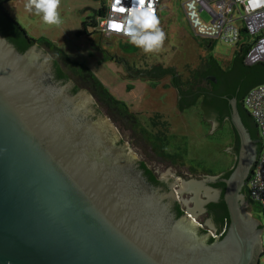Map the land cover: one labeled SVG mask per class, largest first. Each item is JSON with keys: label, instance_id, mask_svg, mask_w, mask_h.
Listing matches in <instances>:
<instances>
[{"label": "water", "instance_id": "95a60500", "mask_svg": "<svg viewBox=\"0 0 264 264\" xmlns=\"http://www.w3.org/2000/svg\"><path fill=\"white\" fill-rule=\"evenodd\" d=\"M169 70L126 69L128 78L153 79ZM72 88L37 44L21 53L0 34V264H258L263 230L243 194L256 152L236 99L229 104L241 153L223 197L230 224L208 243L168 199L178 193L194 211L201 190L213 202L221 191L164 165ZM138 159L172 190L155 187Z\"/></svg>", "mask_w": 264, "mask_h": 264}, {"label": "rangeland", "instance_id": "374dc122", "mask_svg": "<svg viewBox=\"0 0 264 264\" xmlns=\"http://www.w3.org/2000/svg\"><path fill=\"white\" fill-rule=\"evenodd\" d=\"M109 1L61 0L58 11L63 23L60 26L45 25L40 16L27 12L24 7L26 0H11L5 3L3 8L9 17L25 30L28 37L50 41L71 61L88 68L114 98L125 103L130 112L137 114L141 124L147 126L149 123L156 128L161 119L166 121V133L170 137L173 136L170 139L172 146L167 148V152L175 151L174 144L181 146L183 152L186 150L177 165L158 157L150 143L134 131L128 120L112 113L106 106L99 104L89 91L80 87V91H86L93 96L94 102L136 143L164 165L186 176L185 166L196 164V161H204V168L212 169L229 164L231 160L223 154L227 142L211 136L209 126L200 120L199 108L192 106L181 112L177 109L178 90L171 83V74L162 75L158 79L148 76L128 78L126 69L130 72H150L156 66H161L163 69H175L177 74L185 79L210 55L220 66L226 67L234 59L235 45L216 40L206 46L202 39L197 40L183 10V4L188 0H162L158 17L167 39L159 52L145 54L142 49L129 43V38L120 35L105 37L96 26L89 25V34H83V22L93 17L96 10ZM199 17L204 23L211 21V15L206 10L199 12ZM96 20L98 21V18ZM40 48L52 58L48 49ZM69 81L73 83L72 80ZM225 134L226 132L223 133ZM172 140L175 142H171ZM201 173L202 171L198 170L195 176L197 178L193 179H198ZM247 209L262 227L261 241L264 246V213L257 204L249 205ZM258 264H264V253L261 254Z\"/></svg>", "mask_w": 264, "mask_h": 264}, {"label": "trees", "instance_id": "16d2710c", "mask_svg": "<svg viewBox=\"0 0 264 264\" xmlns=\"http://www.w3.org/2000/svg\"><path fill=\"white\" fill-rule=\"evenodd\" d=\"M10 1L11 0L0 1V34L3 37L11 42L21 53L27 51L33 44H38L40 47L48 49L54 58V67L57 79H63L64 81L72 80L75 85L72 89L74 93L80 91L81 88H84L97 99L99 104L106 106L112 113L119 115L121 118H125L130 124H139V119L136 116L137 114L130 112L125 103L114 98V96L103 87L100 81L88 68L82 64L71 61L61 49L54 46L50 41L46 39L35 40L28 37L25 30L15 20L11 19L4 10L3 5ZM106 11L107 4H104L100 9L96 10L93 17L83 22L81 32L83 34H89V25L92 27L96 26V28H98L99 19L105 15ZM96 18H98V21ZM247 34L248 33L245 29L242 28L240 43L235 45L236 49L234 59L229 62L226 67L220 66L213 56L210 55L204 59V62L199 66V68L193 71L192 75L188 78L183 79L181 75L177 74L175 69H170L168 73L173 75L172 83L179 92V98L176 106L177 109L180 112L184 111L185 102L187 103L186 108H191L192 106L198 107L200 120L207 126L210 125L206 123L205 115L211 112L217 116L220 123V127L211 136H213L214 139L217 138V140H223V138H225L223 133L226 132L227 135H232V137L230 136V139L232 141L234 140L233 145L237 147L239 145V136L233 124L229 121V118H226V116H229L230 114L229 99H236L237 108L242 121L251 134L253 142L258 143L260 147V154L262 144L258 136V129L252 116L244 107V99L250 89L256 85L264 84V64L256 63L252 66H248L244 63L245 56L255 41L249 39ZM196 39H202L206 46H210L211 42L216 41H210L201 37H196ZM209 76L216 78L217 83H215ZM186 95H190V98ZM145 134L149 136V133L145 132ZM171 138H173V136L170 137L169 135L167 137L163 147L170 143ZM151 144L154 145V141L151 140ZM153 148L157 150V147L153 146ZM161 154H163L165 158H168L171 161L173 160L174 162L178 157L177 154L172 155L167 151H162ZM196 163L201 164L204 168V161H196ZM141 168L145 171V176H147L150 182L158 184L157 180L152 175L151 171L146 168L145 164H143ZM205 168L208 175L211 176H217L224 171L221 168ZM231 172V170H228L225 172V176L228 177ZM213 186L221 190V198L218 202L211 203L208 209L214 221L219 225V233L221 234L219 239H222L230 224L228 208L223 198L225 183L219 182L213 184ZM243 194L249 205H256L248 197L246 185L243 189ZM174 211L178 218L183 215V211L179 204H176ZM214 240V238H211L209 243H212Z\"/></svg>", "mask_w": 264, "mask_h": 264}, {"label": "built area", "instance_id": "2783aa9c", "mask_svg": "<svg viewBox=\"0 0 264 264\" xmlns=\"http://www.w3.org/2000/svg\"><path fill=\"white\" fill-rule=\"evenodd\" d=\"M110 0L107 11L99 19L98 30L105 37L120 35L127 37L123 31L110 30L106 21H121L127 13H113ZM125 6H130L132 0H123ZM162 0H156L155 8L158 16ZM147 7V4H145ZM183 10L188 18L194 35L210 41L219 40L226 44L240 43L241 29L244 28L254 44L245 56L244 63L252 66L264 64V4L249 6L247 0H188L183 4ZM206 10L211 15V21L204 23L199 12ZM128 38V37H127ZM245 43V42H243ZM244 107L248 109L262 143L260 154L252 168L246 186L248 197L257 204L264 213V84L252 88L244 99Z\"/></svg>", "mask_w": 264, "mask_h": 264}, {"label": "flooded vegetation", "instance_id": "af4514ba", "mask_svg": "<svg viewBox=\"0 0 264 264\" xmlns=\"http://www.w3.org/2000/svg\"><path fill=\"white\" fill-rule=\"evenodd\" d=\"M37 46L39 48L38 44H37ZM51 59L54 62L53 56H52ZM54 73H55V67H54ZM55 76H56V74H55ZM209 77L211 79H213L215 83H217V79L216 78H214L212 76H209ZM58 80L63 82V83L68 82V81H64L63 79H58ZM72 84H73V87H75L74 83H72ZM186 96H188L190 98V95H186ZM189 98H187V99H189ZM184 107L185 108L187 107V103L186 102L184 104ZM231 115H232V110H231V106H230V114H229V116H226V118H229V121L232 123ZM153 117H155V116H153ZM158 117H160V116H158ZM205 117H206V123L210 125L209 126L210 133L213 134L220 127V123L218 121V118H217V116H215L211 112L207 113V115H205ZM165 122L166 121H163V119H161L159 126L156 127V128H153V125L149 124V123L147 124V126L143 125V124H141L140 121H139L138 125L132 124V126H133V129H134V131L136 133L141 134V136L144 137V139L148 142V144L150 143L151 148H153V146L157 147V150H155L154 148H153V150H155V153L158 154V157L171 162V164H173V165H177V164H180L178 162H180L181 156H182L181 153L183 152V149H182L181 146H178L177 144L176 145L174 144L175 151L174 152L169 151V153L172 154V155H175V154L178 155V157L176 158L175 162L173 160L171 161L168 158H165L163 156V154H161L162 151L166 152L167 148H169V146H172V144L169 143L168 145L163 147V144L165 143V140H167V137L169 136L166 133L167 131L165 129L167 127L168 123H165ZM150 123H151V121H150ZM134 125H136V126H134ZM164 129H165V131H163ZM145 132L149 133V136H147V134H145ZM252 132H254V131H252ZM224 136H225V138H223V140L226 141L227 143H226V148L223 151V154L225 155V157L227 159L231 160V162L229 164H226V166H224V165L222 166L221 169L224 170L222 173H220L217 176L208 175V172L206 171V168H203L201 164H197L196 163V164H191V165L185 166L186 172H184V174L186 176H189L190 178H197V177H195L196 173H197L198 170H200V171H202V173H201V176L198 177V180L207 179L206 185L209 186V187H212L213 189H216V190H220V189L214 187L213 184L219 183V182L220 183H225V190H226V187H227L226 182L229 179L230 175L228 177H226L225 176V174H226L225 172H227L228 170L232 171V167L236 164L237 158L240 156L241 145H240V139H239V145L236 147V146L233 145L234 144V140L232 141L230 139L232 137V135L225 134ZM151 140L154 141V145L151 144ZM121 142H122V137H121ZM171 142H175V141L172 140ZM253 144H254V149H255V152H256V160H257V158L259 156L260 147H259L257 142L256 143L253 142ZM261 149H262V147H261ZM234 162H235V164H234ZM143 164L146 165V168L151 171L152 175L155 177V179L158 182V184H154L152 182L151 183L155 187L161 189L162 192L169 193L172 190L171 181L167 180L166 177L159 176L156 173L155 170H153L150 167H148V165L145 163V161L138 159L139 168L143 171L144 175H145V171L141 168V166ZM196 167H198L199 169H197ZM208 169H212V168H208ZM210 178H215V180H210ZM191 196H192V198H194L195 194H191ZM168 202L170 203V208H171L172 212H174V213H175L174 209H175L176 204L180 205V207H181V209L183 211V215L182 216L188 215L189 217L192 218V220L198 225V228H197L198 235L200 237H206L208 243H209L211 238H214L215 240L219 239V236L221 235L219 233L220 232L219 225L214 221V219H213V217H212V215H211V213H210V211L208 209V207H209V205L211 203H216V202H213L204 190H201L199 192V199L197 200V202L195 201V199L193 201H191V203L194 206H196V203H198V208L194 209V211L192 209L188 208V206L184 203V201L182 200V198L180 197V195L178 193H177V198H170V199H168ZM190 212H192L194 215L192 216V213H190ZM201 216L202 217L203 216L206 217L205 220L202 221V223H200V222L197 223L198 220L200 221ZM201 220H202V218H201Z\"/></svg>", "mask_w": 264, "mask_h": 264}, {"label": "clouds", "instance_id": "9594fccd", "mask_svg": "<svg viewBox=\"0 0 264 264\" xmlns=\"http://www.w3.org/2000/svg\"><path fill=\"white\" fill-rule=\"evenodd\" d=\"M60 4L61 0H26L24 7L27 12L40 16L45 25L60 26L63 23L58 11ZM155 4L156 0H132L130 6H125L123 0H112V12H126L127 15L121 21L109 20L106 23L110 30L123 31L129 43L142 49L145 54L159 52L167 36L160 27ZM247 4L258 7L264 4V0H247Z\"/></svg>", "mask_w": 264, "mask_h": 264}, {"label": "bare ground", "instance_id": "6f19581e", "mask_svg": "<svg viewBox=\"0 0 264 264\" xmlns=\"http://www.w3.org/2000/svg\"><path fill=\"white\" fill-rule=\"evenodd\" d=\"M251 176V175H250Z\"/></svg>", "mask_w": 264, "mask_h": 264}]
</instances>
